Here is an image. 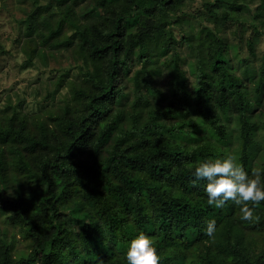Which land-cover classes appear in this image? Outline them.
<instances>
[{"label":"trees","instance_id":"obj_1","mask_svg":"<svg viewBox=\"0 0 264 264\" xmlns=\"http://www.w3.org/2000/svg\"><path fill=\"white\" fill-rule=\"evenodd\" d=\"M55 1L54 13L36 7L23 21L24 51L74 47L83 81L57 131L14 112L0 120V264H126L140 232L160 264H264V201L242 221L231 202L208 205L205 182L190 178L200 161L229 155L249 174L264 170V34L224 31L243 0L184 15L223 21L196 45L182 35L192 58L171 34L158 39L181 0H89L79 16L76 0Z\"/></svg>","mask_w":264,"mask_h":264},{"label":"rangeland","instance_id":"obj_2","mask_svg":"<svg viewBox=\"0 0 264 264\" xmlns=\"http://www.w3.org/2000/svg\"><path fill=\"white\" fill-rule=\"evenodd\" d=\"M211 0H181L177 9L170 13L171 23L165 27L163 34H158V39L172 35L176 40V47L188 57H193V49L187 47L181 37L188 35L194 45L204 38V26L222 28L219 26L223 21L212 20L202 16L193 19L192 16H184L190 13L201 14L203 5ZM263 0H243L239 5L242 11L233 12L225 32L230 37L239 32L241 36H253V29H258L261 34L264 28V15H259V6ZM89 0H76L75 10L78 14H85L92 8ZM42 9L39 16H46L56 10L55 0H0V120L10 117L13 112L16 117L25 116L29 122L36 121L50 128L58 130V117L66 105L71 106L72 87L80 85L83 81V72L79 70L81 59L80 53L74 48L65 50H51L46 45L34 47L32 51L26 47L27 34L23 21L36 8ZM240 20V21H239ZM243 23L240 26L239 23ZM262 30V31H261ZM204 32V33H203ZM69 35V34H68ZM67 35V37H68ZM164 36V37H166ZM257 52L264 50V35L255 37ZM210 40V39H209ZM208 40V42H209ZM152 59L157 61V50L150 49ZM34 53V54H33ZM191 57V58H192ZM132 75V74H131ZM160 80L164 78L161 75ZM159 83V87H162ZM74 107V105H73ZM8 175V173H7ZM8 187H11V174L8 175ZM14 180H19L14 176ZM73 207V206H72ZM69 214L70 208L65 209ZM69 217L73 218L69 214ZM76 226H81L85 216L77 213ZM19 240V238H18ZM26 249V244L19 240L17 250Z\"/></svg>","mask_w":264,"mask_h":264},{"label":"clouds","instance_id":"obj_3","mask_svg":"<svg viewBox=\"0 0 264 264\" xmlns=\"http://www.w3.org/2000/svg\"><path fill=\"white\" fill-rule=\"evenodd\" d=\"M191 183L204 181L207 203L223 208L228 202L238 206L242 221H253L255 209L264 201V170L251 174L234 157L200 161L190 173ZM217 230L216 220L206 222L205 234L211 238ZM126 264H160V256L152 239L140 232L128 242Z\"/></svg>","mask_w":264,"mask_h":264}]
</instances>
